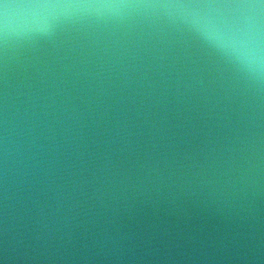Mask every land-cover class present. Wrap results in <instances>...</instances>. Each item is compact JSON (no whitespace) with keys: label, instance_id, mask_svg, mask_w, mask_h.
I'll use <instances>...</instances> for the list:
<instances>
[{"label":"water","instance_id":"95a60500","mask_svg":"<svg viewBox=\"0 0 264 264\" xmlns=\"http://www.w3.org/2000/svg\"><path fill=\"white\" fill-rule=\"evenodd\" d=\"M0 264H264V0H0Z\"/></svg>","mask_w":264,"mask_h":264}]
</instances>
